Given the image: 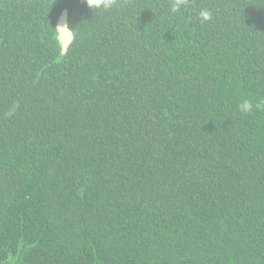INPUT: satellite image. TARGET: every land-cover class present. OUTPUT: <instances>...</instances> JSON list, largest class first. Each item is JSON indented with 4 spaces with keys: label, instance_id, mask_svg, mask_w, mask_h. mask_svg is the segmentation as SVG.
Listing matches in <instances>:
<instances>
[{
    "label": "trees",
    "instance_id": "trees-1",
    "mask_svg": "<svg viewBox=\"0 0 264 264\" xmlns=\"http://www.w3.org/2000/svg\"><path fill=\"white\" fill-rule=\"evenodd\" d=\"M170 6L0 0V264H264V0Z\"/></svg>",
    "mask_w": 264,
    "mask_h": 264
},
{
    "label": "clouds",
    "instance_id": "clouds-1",
    "mask_svg": "<svg viewBox=\"0 0 264 264\" xmlns=\"http://www.w3.org/2000/svg\"><path fill=\"white\" fill-rule=\"evenodd\" d=\"M90 10L94 9L95 11H99L103 9L104 11H109L113 8L114 5L118 3V0H82ZM188 0H170V11L172 13H179L182 7L187 6ZM212 11L207 8H204L200 11L199 17L202 22H207L212 19ZM64 25H67L66 23ZM264 108V101L253 102L250 98H244L237 105L238 111L242 115H248L253 113L254 110H259Z\"/></svg>",
    "mask_w": 264,
    "mask_h": 264
},
{
    "label": "water",
    "instance_id": "water-1",
    "mask_svg": "<svg viewBox=\"0 0 264 264\" xmlns=\"http://www.w3.org/2000/svg\"><path fill=\"white\" fill-rule=\"evenodd\" d=\"M67 25H64V24ZM58 30H59V41L65 46L68 47L74 40V37L72 35L71 30L68 27L67 23V16L66 14H63L59 18V25H58Z\"/></svg>",
    "mask_w": 264,
    "mask_h": 264
},
{
    "label": "flooded vegetation",
    "instance_id": "flooded-vegetation-1",
    "mask_svg": "<svg viewBox=\"0 0 264 264\" xmlns=\"http://www.w3.org/2000/svg\"><path fill=\"white\" fill-rule=\"evenodd\" d=\"M58 25H59V19H58V22H57V31H58V37H59Z\"/></svg>",
    "mask_w": 264,
    "mask_h": 264
}]
</instances>
